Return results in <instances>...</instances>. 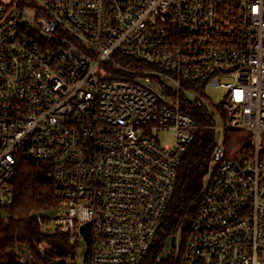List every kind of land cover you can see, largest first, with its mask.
<instances>
[{"label": "built area", "instance_id": "2783aa9c", "mask_svg": "<svg viewBox=\"0 0 264 264\" xmlns=\"http://www.w3.org/2000/svg\"><path fill=\"white\" fill-rule=\"evenodd\" d=\"M198 131L216 143L161 259L264 264V0H0V219L43 162L58 205L36 221L80 264H138ZM228 131L252 149L221 163ZM19 246L0 264H36Z\"/></svg>", "mask_w": 264, "mask_h": 264}, {"label": "trees", "instance_id": "16d2710c", "mask_svg": "<svg viewBox=\"0 0 264 264\" xmlns=\"http://www.w3.org/2000/svg\"><path fill=\"white\" fill-rule=\"evenodd\" d=\"M201 124V123H197ZM206 126L212 124L205 121ZM252 135L228 131L223 136L221 163L231 162L252 149ZM216 143V134L208 131L194 133L192 144L177 172L173 194L162 217L159 231L146 256L138 264H171L161 259L168 237L176 230L184 212L201 188L209 155ZM12 219H0V253L11 248L16 237L23 252H30L36 264H66L74 260L77 242L71 241L58 229L42 232L45 221L36 216H48L58 205L53 196L52 170L43 162L21 160L16 168ZM194 212V211H193ZM10 264H16L12 261Z\"/></svg>", "mask_w": 264, "mask_h": 264}, {"label": "rangeland", "instance_id": "374dc122", "mask_svg": "<svg viewBox=\"0 0 264 264\" xmlns=\"http://www.w3.org/2000/svg\"><path fill=\"white\" fill-rule=\"evenodd\" d=\"M207 96L211 101V102L207 101V103L211 106L212 104H215L216 102H220L222 100L223 94L217 92L216 90H210L207 92ZM171 139H172V134H170V133H166V134L161 135V143L162 144H169L171 142ZM41 217H47V216L43 215ZM41 229H42L43 233H46V232L54 231L55 228L52 225V223L45 222V225H43ZM171 243H172V239H171V237H168L166 244H165V247L168 249H171L172 248ZM82 251H83L82 246H79V247L77 246L76 252H75V258H74V264H80L79 257L81 256Z\"/></svg>", "mask_w": 264, "mask_h": 264}, {"label": "water", "instance_id": "95a60500", "mask_svg": "<svg viewBox=\"0 0 264 264\" xmlns=\"http://www.w3.org/2000/svg\"><path fill=\"white\" fill-rule=\"evenodd\" d=\"M222 152V149L220 150V153Z\"/></svg>", "mask_w": 264, "mask_h": 264}]
</instances>
